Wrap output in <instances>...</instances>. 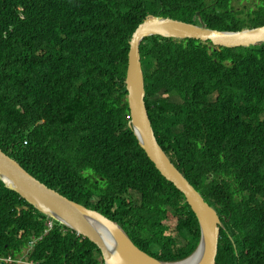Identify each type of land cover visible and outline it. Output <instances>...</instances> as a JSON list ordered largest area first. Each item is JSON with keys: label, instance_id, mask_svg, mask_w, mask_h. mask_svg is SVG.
Returning a JSON list of instances; mask_svg holds the SVG:
<instances>
[{"label": "trees", "instance_id": "16d2710c", "mask_svg": "<svg viewBox=\"0 0 264 264\" xmlns=\"http://www.w3.org/2000/svg\"><path fill=\"white\" fill-rule=\"evenodd\" d=\"M231 3L0 0V149L118 223L150 256L187 258L200 241L198 221L128 126L129 41L150 14L193 24L200 17L221 31L264 25V10L244 22L245 10L232 12ZM140 54L155 136L221 217L216 264H264V43L215 51L151 36ZM48 222L0 181V256L35 241L38 264L102 263L94 243L59 223L38 240Z\"/></svg>", "mask_w": 264, "mask_h": 264}, {"label": "water", "instance_id": "95a60500", "mask_svg": "<svg viewBox=\"0 0 264 264\" xmlns=\"http://www.w3.org/2000/svg\"><path fill=\"white\" fill-rule=\"evenodd\" d=\"M199 14V13H198ZM197 14V15H198ZM209 41L214 50L257 46L264 43V25L241 31H221L160 15H147L129 41L125 78L130 121L128 126L139 146L160 174L185 198L200 229V241L192 255L177 262H163L140 250L116 222L96 210L69 200L49 188L0 149V181L8 190L51 220L87 238L100 250L103 264H216L221 219L186 177L174 166L155 136L145 103V81L140 44L147 37Z\"/></svg>", "mask_w": 264, "mask_h": 264}, {"label": "clouds", "instance_id": "9594fccd", "mask_svg": "<svg viewBox=\"0 0 264 264\" xmlns=\"http://www.w3.org/2000/svg\"><path fill=\"white\" fill-rule=\"evenodd\" d=\"M235 1H237L238 2V0H235ZM239 1H243V0H239ZM235 3V2H234ZM233 3V4H234ZM234 7H237V6H235V5H233ZM244 6H246V5H244ZM240 9H244V8H240ZM255 9H257V7H255ZM254 9V10H255ZM245 10V9H244ZM258 10V9H257ZM253 10H248V11H243V12H241V11H238V12H241V14H238V16H240V19H243L244 20V22H245V18H247L248 17V12H252ZM197 14H198V12H197ZM199 15L200 14H198L197 16L199 17ZM200 21L203 23V21L201 20V18L199 17V23H200ZM199 23L198 24H195V25H199ZM204 24V23H203ZM205 25V24H204ZM206 26V25H205ZM262 26V25H261ZM207 27V26H206ZM257 27H259V26H257ZM208 28V27H207ZM253 28H256V27H244V28H242V29H240V30H237V31H241V30H243V29H253ZM225 31H227V30H225ZM197 41V40H196ZM199 42V41H198ZM200 44H203V45H208V44H210V46L211 47H213V49H214V46L209 42V41H207V42H203V43H200ZM257 46H259V45H257ZM251 47V46H250ZM246 48H248V47H246ZM129 118H130V115H129ZM130 121V120H129ZM129 124V123H128ZM130 128V127H129ZM155 133V132H154ZM157 138V137H156ZM158 141V140H157ZM159 143V142H158ZM142 149V148H141ZM164 151V150H163ZM145 152V151H144ZM146 154V153H145ZM147 155V154H146ZM167 155V154H166ZM9 156V155H8ZM148 157V156H147ZM13 159V158H12ZM170 159V158H169ZM16 161V160H15ZM171 161V160H170ZM152 162V161H151ZM175 166V165H174ZM176 167V166H175ZM202 196V195H201ZM70 200V199H69ZM72 201V200H71ZM75 202V201H74ZM77 203V202H76ZM79 204V203H78ZM89 209V208H88ZM93 210V209H92ZM99 212V211H98ZM217 212V211H216ZM100 213V212H99ZM218 214V213H217ZM103 215V214H102ZM219 215V214H218ZM46 216V215H45ZM104 216V215H103ZM220 216V215H219ZM106 217V216H105ZM107 218V217H106ZM48 219H49V222L47 223V227H48V225H50V229L52 228V226H53V223L54 222H56V221H53V220H51L49 217H48ZM57 223V222H56ZM61 225V224H60ZM67 228V227H66ZM49 229V230H50ZM68 229V228H67ZM70 230V229H69ZM220 230H221V228H220ZM72 231V230H71ZM72 232H74V231H72ZM75 233V232H74ZM76 234V236L77 237H81V238H83L84 239V237H82V236H79V235H77V233H75ZM43 236H45V234H43L42 236H40L39 238H38V240H42V238H43ZM128 236V235H127ZM85 239H87V238H85ZM131 240V239H130ZM34 243H35V241H30L29 243H28V246L27 247H25V248H22V250L21 251H17V252H15V251H11L10 252V255H6V256H0V264H38V263H36L35 261H33V260H31L30 259V253H31V250H32V248H33V246H34ZM219 244V243H218ZM194 253V252H193ZM192 253V254H193ZM191 254V255H192ZM102 257V256H101ZM189 257V256H188ZM187 257V258H188ZM102 259V258H101ZM186 259V258H185ZM184 260V259H183ZM160 261V260H159ZM182 261V260H181ZM101 264H103V261H102V263Z\"/></svg>", "mask_w": 264, "mask_h": 264}, {"label": "rangeland", "instance_id": "374dc122", "mask_svg": "<svg viewBox=\"0 0 264 264\" xmlns=\"http://www.w3.org/2000/svg\"><path fill=\"white\" fill-rule=\"evenodd\" d=\"M259 0H249V1H235L234 5L240 8H244L246 11L254 10L255 9V3L258 2ZM246 5V6H244ZM135 200H137V196H135ZM50 229V225H48L47 229L45 230L44 234L46 235L47 232ZM40 239V238H39Z\"/></svg>", "mask_w": 264, "mask_h": 264}, {"label": "flooded vegetation", "instance_id": "af4514ba", "mask_svg": "<svg viewBox=\"0 0 264 264\" xmlns=\"http://www.w3.org/2000/svg\"><path fill=\"white\" fill-rule=\"evenodd\" d=\"M234 1H235V0H232L231 6L234 5V4H233ZM238 1H239V0H238ZM255 7H257V9H258L259 11L264 10V0H259L258 2H256V3H255ZM240 10H241L240 7H235V9H233L232 12L240 11ZM220 219H221V217H220ZM221 228H224L223 223H222V220H221ZM219 239H220V237H219Z\"/></svg>", "mask_w": 264, "mask_h": 264}]
</instances>
